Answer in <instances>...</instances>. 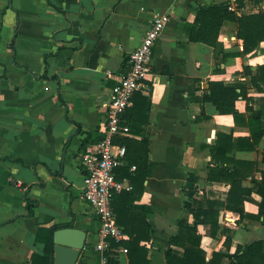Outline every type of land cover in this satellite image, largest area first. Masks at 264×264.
<instances>
[{
    "label": "crops",
    "instance_id": "crops-1",
    "mask_svg": "<svg viewBox=\"0 0 264 264\" xmlns=\"http://www.w3.org/2000/svg\"><path fill=\"white\" fill-rule=\"evenodd\" d=\"M219 2L237 15L264 10V0H0V264H31L32 253L44 254L38 229L52 225L84 230L86 245L76 264L98 262V220L82 198L85 172L79 155L103 136L105 97L126 73L128 56L154 15L163 12L169 20L153 45L151 72L124 111L128 126L138 130L128 136L139 139V130L148 136L150 163L141 191L140 184L119 176L132 184L117 201L129 209L124 219L130 223L135 214L147 223L149 240L141 244L149 264H166L164 251L179 232L177 220L193 222L185 201L204 197L215 202L218 222L231 230L224 244L225 236L213 238L207 225L198 224L206 258L264 240V224L255 218L260 195L252 191L244 200L248 215L240 218L225 207L229 185L208 178L218 133L231 135L233 142L249 135L231 113H220L202 99L208 82L246 81L250 100L234 102L243 114L247 105L262 108L264 98L243 71L246 65L255 73L264 63V40L242 52L237 24L225 20L218 41L228 55L216 57L212 46L189 41L184 32L198 5ZM226 155L254 161L259 179L264 136L256 149L239 150L232 143ZM131 166L128 172L134 175ZM120 173L117 169L116 176ZM250 179L243 185L252 186ZM127 239L125 232L122 241ZM118 247L110 243L107 251L126 263V250ZM171 247L181 255V246Z\"/></svg>",
    "mask_w": 264,
    "mask_h": 264
},
{
    "label": "trees",
    "instance_id": "trees-1",
    "mask_svg": "<svg viewBox=\"0 0 264 264\" xmlns=\"http://www.w3.org/2000/svg\"><path fill=\"white\" fill-rule=\"evenodd\" d=\"M225 20H231L237 24L236 35L242 40V52L246 53L258 48L260 42L264 40L263 9L237 15L229 10V4L224 2L198 5L193 21L186 23L184 32L189 41L212 46L216 57L219 52H222V57H225L228 53L223 51L222 45L218 41L219 30ZM243 71L244 74L249 75L248 83L252 87L258 91H264V63L256 67L255 73H252L250 67L246 65L243 67ZM246 88L247 82L241 80L230 84L221 81L208 82V92L203 95L202 99L211 101L220 113H231L236 124H243L249 129L248 136L237 138L234 142L231 135L223 132L218 133L216 144L211 148L215 167L210 168L208 178L225 181L229 185L225 207L238 212L240 218L243 215H248L243 213L244 200L250 197L252 191L258 193L260 200L257 203L258 212L255 218L260 219V222L264 224V173L257 179L253 174L254 161L229 158L226 155V152L231 150L232 143L239 150H253L256 149L261 137L264 136V98L262 99V108H253L247 105L246 114L238 112L235 108L236 99L250 100ZM124 116L125 113H123ZM129 130L132 133L138 131L133 127H129ZM139 132L142 135L139 139L125 135L115 137L114 142L125 145V159L128 162L127 166L117 168L118 172L122 171V173L116 178L129 177L132 183L140 184L138 190L141 191L143 182L150 172V163L148 158L149 138L144 130H139ZM230 160L232 166L229 165ZM131 165L135 166L134 175L128 172ZM248 175L251 176L252 186L243 185V181ZM126 194L127 191L114 193L112 206L114 212L117 213L118 223L124 226L123 229L128 233L129 239L119 243L112 240L111 244H121L126 250L128 260L126 263H122L110 257L108 264H149L148 249L141 244L142 240H149L148 225L143 218L141 220L135 214H133L134 219L130 223L124 219L125 211L129 209L117 201L121 195ZM133 198L131 195L130 203ZM214 206L215 202L205 197L192 202L185 201L184 208L186 212L192 214L193 222L189 223L186 217L177 220L179 232L170 238V246L164 251L166 264H264V240L262 239L237 245L232 253L220 250L213 251L209 258H206V251L201 247L198 224L207 225L209 234L213 238L225 236L224 244L228 243L231 233L230 229L218 222V210ZM28 210L32 213L30 207ZM57 228L60 226L52 225L48 228L38 229L36 237L44 242V254L32 253L31 264H52V234ZM171 244L182 247L181 255L173 250Z\"/></svg>",
    "mask_w": 264,
    "mask_h": 264
},
{
    "label": "built area",
    "instance_id": "built-area-1",
    "mask_svg": "<svg viewBox=\"0 0 264 264\" xmlns=\"http://www.w3.org/2000/svg\"><path fill=\"white\" fill-rule=\"evenodd\" d=\"M169 20L168 13H156L140 44L128 56V69L118 82L111 87L105 97L107 116L103 125V136L87 151L79 155L84 169L82 198L92 207L98 220L95 248L99 260L96 264H108L113 256L107 251L111 241L119 243L125 236L117 223L112 206L114 193L129 191L132 184L116 178V169L124 163L125 145L114 142L117 136L130 134L123 113L132 103L134 93L143 85V80L151 72L152 48L164 24ZM131 168H135L134 165ZM117 250H121L122 245ZM125 249V248H124Z\"/></svg>",
    "mask_w": 264,
    "mask_h": 264
},
{
    "label": "water",
    "instance_id": "water-1",
    "mask_svg": "<svg viewBox=\"0 0 264 264\" xmlns=\"http://www.w3.org/2000/svg\"><path fill=\"white\" fill-rule=\"evenodd\" d=\"M52 242V264H76L86 245V232L74 226L60 227L53 231Z\"/></svg>",
    "mask_w": 264,
    "mask_h": 264
}]
</instances>
